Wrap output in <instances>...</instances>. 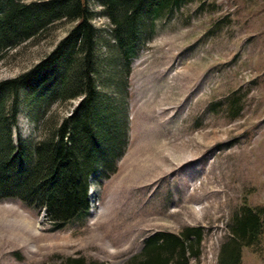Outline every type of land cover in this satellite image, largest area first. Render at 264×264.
I'll use <instances>...</instances> for the list:
<instances>
[{
    "label": "rangeland",
    "instance_id": "374dc122",
    "mask_svg": "<svg viewBox=\"0 0 264 264\" xmlns=\"http://www.w3.org/2000/svg\"><path fill=\"white\" fill-rule=\"evenodd\" d=\"M89 5L105 35L109 19ZM73 24L5 50L0 80L32 67ZM147 27L128 69L99 45L97 76L126 130L113 169L94 173L89 212L55 228L42 206L0 198V264H125L148 234L187 225L203 227L192 263L217 264L232 216L264 209V0H188ZM77 100L38 104L21 90L13 140L44 138ZM240 264H264V233L242 247Z\"/></svg>",
    "mask_w": 264,
    "mask_h": 264
},
{
    "label": "trees",
    "instance_id": "16d2710c",
    "mask_svg": "<svg viewBox=\"0 0 264 264\" xmlns=\"http://www.w3.org/2000/svg\"><path fill=\"white\" fill-rule=\"evenodd\" d=\"M89 1L0 0V57L56 22L74 23L45 57L25 72L0 80V198L14 196L42 206L55 228L89 212L94 173L112 170L124 148V112L115 111L104 94L105 80L97 76L99 45L105 43L111 50L109 59L119 56L128 69L147 22L188 0H91L109 19L105 35L92 22L97 12ZM21 90L38 104L78 100L44 138L13 140L11 126ZM262 233L264 209L241 206L232 216L217 264H240L242 247L252 245ZM203 236L200 225H187L179 232L154 231L125 264H193V259H200ZM68 263L103 264L83 257L69 258Z\"/></svg>",
    "mask_w": 264,
    "mask_h": 264
}]
</instances>
